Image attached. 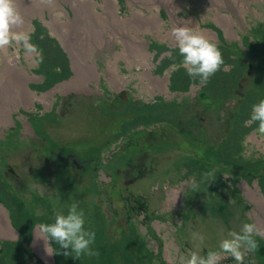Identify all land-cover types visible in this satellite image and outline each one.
I'll return each instance as SVG.
<instances>
[{
	"label": "rangeland",
	"instance_id": "374dc122",
	"mask_svg": "<svg viewBox=\"0 0 264 264\" xmlns=\"http://www.w3.org/2000/svg\"><path fill=\"white\" fill-rule=\"evenodd\" d=\"M55 1L60 12L20 0L25 31L43 63L35 64L22 45L0 50V70L17 55L15 65L25 77L21 88L26 84L47 102L28 95L24 102L0 99L9 117L0 125V206L14 232L0 233V242L20 239L19 247L33 255L26 264H60L61 256L79 264L58 245H52L53 259L41 257L42 245H34V226L54 222L73 202L84 211L95 242L103 232L126 249L141 242L138 256H123L121 264H186L192 252L218 250L245 222L264 229V214L247 193L256 191L264 202V134L258 122L246 123L252 106L264 100V0ZM50 15L72 23L59 29ZM186 21L222 53L224 64L204 84L187 76L171 36ZM74 44L88 50L78 64L71 57ZM11 89L7 83L4 93L12 95ZM140 115L158 122L148 128L166 132L164 142L155 144L137 129L142 124H131ZM120 130L125 134L107 148ZM126 140L132 150L124 147ZM136 146L152 153L153 169L145 164L149 172L129 185L131 171L141 167L129 154L146 153ZM89 160L96 162L88 166ZM256 239L258 249L243 264H264V236ZM223 258L220 264H239Z\"/></svg>",
	"mask_w": 264,
	"mask_h": 264
},
{
	"label": "clouds",
	"instance_id": "9594fccd",
	"mask_svg": "<svg viewBox=\"0 0 264 264\" xmlns=\"http://www.w3.org/2000/svg\"><path fill=\"white\" fill-rule=\"evenodd\" d=\"M41 3L54 7L55 0H41ZM20 0H0V50L15 43L22 45L24 53L35 64H41L44 56L39 46L31 41L29 33L23 30L24 18L20 12ZM176 26L171 36L176 42L182 65L187 76L193 81L204 84L221 69L224 64L218 45L198 28ZM258 122V131L264 134V100L252 106L249 120L246 123ZM37 238L45 242V251L51 255L56 252L52 245L64 249L65 256L79 259L81 255L98 256L93 249L96 234L85 227V214L78 202H73L67 213L57 214L54 222L40 223L34 226ZM230 238L221 241L219 249L209 251L201 256L192 252L186 264H220L225 255L231 256L239 264H243L245 256L254 253L259 245L257 236H264V229L254 222H245L239 232H231ZM197 238V234H193ZM203 240V237H198Z\"/></svg>",
	"mask_w": 264,
	"mask_h": 264
},
{
	"label": "trees",
	"instance_id": "16d2710c",
	"mask_svg": "<svg viewBox=\"0 0 264 264\" xmlns=\"http://www.w3.org/2000/svg\"><path fill=\"white\" fill-rule=\"evenodd\" d=\"M241 73H242L241 74V76H242L244 72H241ZM202 96L205 97L206 95L204 93H201V95L199 97H202ZM118 99H119V101L122 102V98H120V96H118ZM114 115L115 114H112L113 118H114ZM140 119H141V121H140ZM130 122H131V124L132 123H137L136 124L137 127L142 124L144 126V128H148L149 126H155L156 124H158V122H155V121H154V123H152V121H144V119H143V117L141 115H140L139 119H137V118L136 119H131ZM122 125L125 126V124L123 123V124H121L119 126V128H121ZM124 134H125L124 131L122 132V130H120L117 135H115L112 139H110L112 141L109 140L106 143V147L110 148V145H113L114 143H116L117 140L122 138V136ZM154 135H155V133H154ZM166 135H167L166 132H163L162 134H159L158 136L156 135L157 137L156 136L154 137L155 144H159L160 145L162 142H164ZM157 139H159V141H157ZM223 139L225 140V138H222L220 141L222 142ZM129 144H130V142H128L126 146L129 149L132 150L133 146H131ZM123 148L119 147V151H118L117 154L121 153L123 151L122 150ZM162 148L163 147L160 146V149H162ZM135 149H137V146H136ZM128 152L130 153L131 151L129 150ZM211 156H212V154H208V157H211ZM117 157H119V156L117 155L115 158H117ZM90 162L91 163H89V164L87 163L88 166H90V164H92V162L95 163L96 161L95 160H91ZM206 165L208 166V164H206ZM256 176L261 178L260 175H256ZM258 184H259V181H258ZM142 209H144V212H145L146 208H142ZM19 242H21L20 239L18 240L17 243L6 242V241L5 242H0L1 243L0 244V264H26V262L28 261L26 258H29V257L33 258L32 254H29V253L26 252L27 250L25 251L24 248L19 247V245H20ZM129 242L130 241H128V243ZM134 242H135V243H133L134 245H129L130 249H126L127 247L124 244H122V243L118 244V243H116L114 241H111L110 239H108L106 237V235L103 232V235L100 234L97 237V241L94 244L95 247H97L96 251H98L99 255L98 256H94V257H90L89 260H91V262H85L84 261L85 257L80 256L79 259L77 261H74L73 263H79V264H121V262L124 261V257H128V254H129V256L134 255V254L138 256L137 253L143 249V246H142L141 242H139L137 240L134 241ZM109 246H111V248H108ZM21 253H24L23 255L26 256L24 261L20 260V254ZM62 259L63 258L61 256L60 264H72V262H68V261L64 262ZM35 262L38 263V264H41L37 260H35ZM126 263L129 264L128 262H126Z\"/></svg>",
	"mask_w": 264,
	"mask_h": 264
},
{
	"label": "bare ground",
	"instance_id": "6f19581e",
	"mask_svg": "<svg viewBox=\"0 0 264 264\" xmlns=\"http://www.w3.org/2000/svg\"><path fill=\"white\" fill-rule=\"evenodd\" d=\"M38 3L40 6H44L45 4L41 3V0H38ZM238 8H240V5H238ZM54 9H57L59 12H60V8H59V5L57 4V2L55 1V6L54 7H50V10H54ZM241 9V8H240ZM242 10V9H241ZM240 10V12H241ZM23 16V15H22ZM50 17L52 18L51 20V23H55L56 24H60L59 25V29L60 28H66V26L70 23H72V21L70 20H66V21H60L61 23L57 22L59 20H54L53 16L50 15ZM24 18V16H23ZM27 20L24 19V26H23V30H25V24H26ZM88 52L87 48L85 47H82V46H76L74 44V48L73 50L71 51V57H73V62H75L76 64H78L85 56V54ZM7 53V52H6ZM6 56V55H4ZM17 59H18V56L17 55H14V56H11L8 58L7 60V65L5 68L6 69H2L0 70L1 71V74H0V77L4 78L6 81L5 82H1L0 83V99L5 97L6 99V103L8 102H11L14 100V97L13 96H18L19 97V100L21 102H24L25 100H27V95L28 96H35L33 93H30L27 88H26V84L24 85V88H21L23 86V84L25 83L24 80H25V77L22 76L18 70H17V66L15 65V63L17 62ZM83 70H87L88 67H82ZM89 73L91 74L92 71L90 70V68L88 69ZM20 75V79H18V81H15L14 79L11 78V75ZM82 75H85L84 72L81 73ZM89 74V75H90ZM7 83L10 84V87L12 88L11 89V93L12 95H8V94H5L4 91L7 90ZM16 86V89H14V87ZM17 88H20V89H17ZM15 90V91H13ZM56 89H54L53 91H55ZM13 91V92H12ZM10 96H12L10 98ZM37 100L41 101V102H44V103H47L46 100H45V97L42 96V97H37ZM8 99V100H7ZM3 100L1 101V105L2 107L0 108V125L2 124H7V122L9 121V117H7V115L5 116L4 115V112L8 110V106ZM27 131H28V127H27ZM251 191V190H250ZM248 191V195L251 196V198L254 199L257 207L262 211V213L264 214V202L261 198V196H258L256 195L257 192L256 191H253V192H250ZM176 200V198H175ZM174 200V201H175ZM0 222L2 223V225H0V233L2 235H11L13 234L14 232L12 231V229L10 228L9 226V223H8V220H7V215L5 214L4 210L1 208L0 206ZM263 219V225H264V217L262 218ZM38 244H41L43 249H42V252H39V255L45 259H48L50 258L51 259V255H49L46 251H45V242L43 240H40L37 238V235L35 234V238H34V245L37 246ZM44 255V256H43Z\"/></svg>",
	"mask_w": 264,
	"mask_h": 264
},
{
	"label": "flooded vegetation",
	"instance_id": "af4514ba",
	"mask_svg": "<svg viewBox=\"0 0 264 264\" xmlns=\"http://www.w3.org/2000/svg\"><path fill=\"white\" fill-rule=\"evenodd\" d=\"M139 131H141L142 133H144V134H146L147 136L146 137H149V136H151V138H154L155 136H156V132H154V130H152V128H137ZM154 133H155V135H154ZM157 135H159V133L157 134ZM165 135V134H164ZM157 137V136H156ZM150 138V137H149ZM147 143H148V141H146ZM127 140H126V142H124L123 144H124V146H126L127 145ZM147 144H145V145H142V146H144L145 148L147 147L146 146ZM127 147V146H126ZM144 147H143V149L141 150L140 148H138V146H137V148L139 149V150H137V151H142V152H145L146 151V153H144L143 154V156L142 157H140V158H138V156L137 155H129L130 156V158H131V160L132 161H140V166L141 167H139L138 169L136 168V169H134V170H132L131 171V173H130V175H131V177H132V179L131 180H127L126 181V183H130L129 185H131V184H133V183H135L136 181H138L139 179H142L143 177H142V175H143V171L145 170V164H146V166L148 167V169L149 170H152L153 168H152V166H150L149 165V163H152V160L154 159L153 158V155H152V153H150V151L149 150H145L144 149ZM152 152V151H151ZM151 155H150V154ZM54 155H56L55 153H54ZM56 157H57V155H56ZM78 158H79V156H78ZM53 159H55V158H53ZM79 160L80 161H82V162H88L87 160H82V159H80L79 158ZM145 161L147 162L148 161V163H145ZM71 166H72V164H70ZM85 166V165H84ZM148 169H146L145 171L146 172H149V170ZM76 170V169H75ZM88 172V170H83V172ZM142 173V174H141ZM145 173V172H144ZM146 174H148V173H146ZM73 176H76V173H75V175H73Z\"/></svg>",
	"mask_w": 264,
	"mask_h": 264
},
{
	"label": "water",
	"instance_id": "95a60500",
	"mask_svg": "<svg viewBox=\"0 0 264 264\" xmlns=\"http://www.w3.org/2000/svg\"><path fill=\"white\" fill-rule=\"evenodd\" d=\"M123 95V94H122ZM121 95V96H122ZM61 158V157H60ZM71 159L73 160V162H75L76 160H77V158L76 157H71ZM14 230V229H13ZM15 231V230H14ZM16 232V231H15ZM17 233V232H16ZM51 258L53 259V254L51 255ZM54 262V261H53Z\"/></svg>",
	"mask_w": 264,
	"mask_h": 264
},
{
	"label": "built area",
	"instance_id": "2783aa9c",
	"mask_svg": "<svg viewBox=\"0 0 264 264\" xmlns=\"http://www.w3.org/2000/svg\"><path fill=\"white\" fill-rule=\"evenodd\" d=\"M222 259H224V258H222ZM224 261H226V260H224Z\"/></svg>",
	"mask_w": 264,
	"mask_h": 264
}]
</instances>
